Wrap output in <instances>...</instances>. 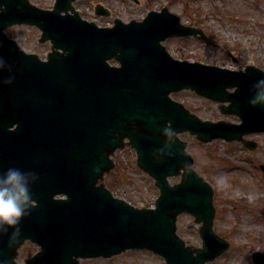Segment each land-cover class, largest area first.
<instances>
[{
    "label": "water",
    "instance_id": "95a60500",
    "mask_svg": "<svg viewBox=\"0 0 264 264\" xmlns=\"http://www.w3.org/2000/svg\"><path fill=\"white\" fill-rule=\"evenodd\" d=\"M75 1L55 0L43 10L30 0H0V170L37 173L34 203L20 222L41 247L30 264H78L129 250L150 251L165 264L212 263L229 243L214 232L213 189L179 135L254 149L245 137L264 133V106L249 99L264 71L174 59L162 45L167 38L206 36L166 7L141 21L116 18L99 27L80 17ZM94 14L109 17L110 11L97 4ZM21 25L37 27L39 42L50 43L45 61L6 36ZM186 90L240 122L203 121L171 98ZM125 147L159 191L154 208L134 207L104 187L115 152ZM171 177L179 181L170 184ZM181 214L199 225V247L177 235ZM251 257L264 264V253Z\"/></svg>",
    "mask_w": 264,
    "mask_h": 264
},
{
    "label": "rangeland",
    "instance_id": "374dc122",
    "mask_svg": "<svg viewBox=\"0 0 264 264\" xmlns=\"http://www.w3.org/2000/svg\"><path fill=\"white\" fill-rule=\"evenodd\" d=\"M30 2L43 10L54 4V0ZM97 4L111 15L94 16ZM74 7L82 19L100 27L111 25L115 18L140 21L149 11L166 7L183 25L200 29L207 38L206 42L194 37L166 39L164 46L173 58L235 71L246 65L264 71V0H76ZM5 33L23 51L42 60L50 52L49 42L39 43L40 31L36 27L14 26ZM171 97L202 120L239 122L235 116L222 115L219 104L190 91ZM179 138L187 143L195 169L213 189L214 232L229 243L228 251L208 264H252L254 251L264 253V134L247 137L257 145L251 151L238 142L215 140L202 144L187 133ZM169 180L174 184L178 178ZM104 182L114 197L135 207H153L158 196L153 180L136 167L135 153L128 147L116 151L114 168ZM198 228L190 215L182 214L177 219L176 233L188 245H201ZM80 264L165 263L142 250L127 251L110 259L81 260Z\"/></svg>",
    "mask_w": 264,
    "mask_h": 264
},
{
    "label": "clouds",
    "instance_id": "9594fccd",
    "mask_svg": "<svg viewBox=\"0 0 264 264\" xmlns=\"http://www.w3.org/2000/svg\"><path fill=\"white\" fill-rule=\"evenodd\" d=\"M249 104L264 106V77L252 86ZM165 132L176 135L172 127H166ZM36 179L37 173L31 170L15 166L0 170V234H8L10 241L19 233L21 219L29 214L34 203L32 185Z\"/></svg>",
    "mask_w": 264,
    "mask_h": 264
},
{
    "label": "flooded vegetation",
    "instance_id": "af4514ba",
    "mask_svg": "<svg viewBox=\"0 0 264 264\" xmlns=\"http://www.w3.org/2000/svg\"><path fill=\"white\" fill-rule=\"evenodd\" d=\"M24 227L23 225V229L20 228L19 233L12 237L11 241L8 234H0V264H30L31 259L40 253L41 247L30 240L25 234Z\"/></svg>",
    "mask_w": 264,
    "mask_h": 264
}]
</instances>
